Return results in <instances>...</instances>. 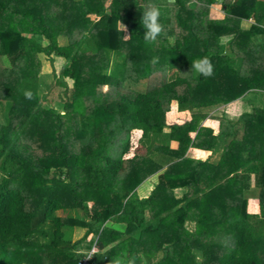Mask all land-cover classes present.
I'll return each mask as SVG.
<instances>
[{"label":"trees","instance_id":"trees-1","mask_svg":"<svg viewBox=\"0 0 264 264\" xmlns=\"http://www.w3.org/2000/svg\"><path fill=\"white\" fill-rule=\"evenodd\" d=\"M203 57L210 77L191 69ZM173 103L189 117L167 125ZM94 248L87 264H264V0H0V264Z\"/></svg>","mask_w":264,"mask_h":264},{"label":"rangeland","instance_id":"rangeland-1","mask_svg":"<svg viewBox=\"0 0 264 264\" xmlns=\"http://www.w3.org/2000/svg\"><path fill=\"white\" fill-rule=\"evenodd\" d=\"M206 8H207L206 10H207V13H208V17L213 18V19H217V18H222L223 17V12L221 11L219 3H217V5H215V6L212 5V6H208ZM91 17L93 18L94 16H91ZM242 25H244L246 27L247 26V22H244ZM118 27L120 29H122L120 23L118 24ZM127 34H128V30H127ZM124 38H128V36H126L125 33H124ZM43 59L44 58H42V60H41V67H40L41 73H42V75H44V79L47 82H52V74H51L50 64L47 61L43 60ZM59 67L60 66H59V62H58V63H56L57 70H59ZM99 89L101 91H103L102 88H99ZM56 92L57 91L48 93L47 98L48 99H51V98L54 99L55 98V99L59 100L58 95H57ZM42 102L44 104L46 101L42 100ZM55 105H56L55 107H57V108H60V106H61L60 103L55 104ZM238 107L239 106L237 104L232 103L230 106H228V108H226V111L228 113H236L238 111ZM169 111L170 112H166V114H165V121H166L167 125H172V124H175V123L176 124H181L185 119H188V117H189L188 113L181 112V111L177 110L175 103H173L171 105V108H170ZM185 113H186V115H185ZM201 124L204 125V126L212 128L213 132L217 133L218 129H219V118L212 116V117L207 118L204 121H202ZM140 135H141L140 131H136V130H132L131 131V136H130L131 149H130V152L127 154V157L132 155V150L135 147V145L137 144V141H138V138L140 137ZM173 145L174 144L171 143V147ZM187 154L189 156H191L193 158H197V159H204L207 156L206 152L205 153L203 152L201 155H198L194 149H188L187 150ZM156 178H157L156 175L152 176V178H149V180H147V182L145 183L146 184V188H149V190H150V188H152L153 184L155 183ZM146 190L145 189L144 190H140L139 193L141 195H144V194H146V192H145ZM247 210L250 211V212H254V213L258 212L259 211L258 199H253V198L248 199ZM81 234H82V229L75 228L74 231H73V239H77L78 237H80Z\"/></svg>","mask_w":264,"mask_h":264},{"label":"clouds","instance_id":"clouds-1","mask_svg":"<svg viewBox=\"0 0 264 264\" xmlns=\"http://www.w3.org/2000/svg\"><path fill=\"white\" fill-rule=\"evenodd\" d=\"M161 16L160 8L155 4H149L145 8L141 22L146 29L144 33V40L146 43H155L157 37L163 33V25L159 22ZM121 28L126 36L127 34V26L124 25L120 21ZM151 63L155 64L158 62L157 57H153L150 61ZM191 69L195 72L203 75L204 77H210L213 75V65L209 58L203 57L194 60L191 64ZM30 95V94H26ZM95 249H93L92 253L88 254V259L92 258V255L95 254ZM110 264H135V257L128 258L126 254L120 255L115 257L113 260L110 261Z\"/></svg>","mask_w":264,"mask_h":264},{"label":"crops","instance_id":"crops-1","mask_svg":"<svg viewBox=\"0 0 264 264\" xmlns=\"http://www.w3.org/2000/svg\"><path fill=\"white\" fill-rule=\"evenodd\" d=\"M248 25V24H247ZM176 108H177V106H176ZM181 112H186V111H181ZM186 113H188V112H186ZM186 113H185V115H186ZM136 131H140L141 132V130H139V129H135ZM189 149H194V150H198V148H189ZM200 150V149H199ZM204 153L206 152V155H208L209 154V152L208 151H204V150H202ZM206 158V157H205ZM150 178H152V177H150ZM147 180H149V179H147ZM147 180L144 182V183H142L141 185H140V187H139V191L140 190H146L145 192H146V194L149 192L148 190H149V188H146V182H147ZM151 189V188H150ZM144 192V193H145ZM145 195V194H144Z\"/></svg>","mask_w":264,"mask_h":264},{"label":"built area","instance_id":"built-area-1","mask_svg":"<svg viewBox=\"0 0 264 264\" xmlns=\"http://www.w3.org/2000/svg\"><path fill=\"white\" fill-rule=\"evenodd\" d=\"M88 256L86 257V258H83V259H81V260H79L78 262H77V264H87V262H88Z\"/></svg>","mask_w":264,"mask_h":264}]
</instances>
